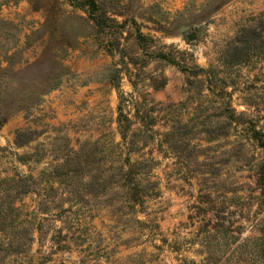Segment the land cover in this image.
Here are the masks:
<instances>
[{"label": "rangeland", "instance_id": "obj_1", "mask_svg": "<svg viewBox=\"0 0 264 264\" xmlns=\"http://www.w3.org/2000/svg\"><path fill=\"white\" fill-rule=\"evenodd\" d=\"M252 129L264 0H0V264H264Z\"/></svg>", "mask_w": 264, "mask_h": 264}, {"label": "trees", "instance_id": "obj_2", "mask_svg": "<svg viewBox=\"0 0 264 264\" xmlns=\"http://www.w3.org/2000/svg\"><path fill=\"white\" fill-rule=\"evenodd\" d=\"M97 25H100L99 21H96ZM260 34L257 32V30L254 29H244L240 32V34L234 39L233 43L229 45L228 51H227V57H228V65L230 66H237L241 64L244 57H248V55L253 51L252 50V42L255 41V39H259ZM234 116H229V119L234 122L233 119ZM118 125H119V131L123 138V141H127L129 139V135L131 132L132 122L131 120L125 116L121 110L119 111V117H118ZM252 139L258 142L259 147L264 152V135L255 129H252ZM130 168L128 170V178H132L134 174V166L131 164L129 158H128ZM258 185L260 186V189L262 188V191H264V154H263V160L259 167V180Z\"/></svg>", "mask_w": 264, "mask_h": 264}, {"label": "water", "instance_id": "obj_3", "mask_svg": "<svg viewBox=\"0 0 264 264\" xmlns=\"http://www.w3.org/2000/svg\"><path fill=\"white\" fill-rule=\"evenodd\" d=\"M196 39V35L195 34H190L189 36H188V40L189 41H194Z\"/></svg>", "mask_w": 264, "mask_h": 264}]
</instances>
